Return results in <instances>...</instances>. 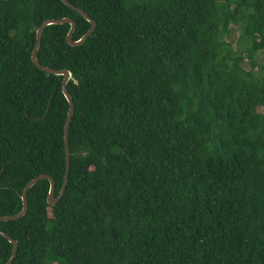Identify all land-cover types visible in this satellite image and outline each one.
<instances>
[{
	"label": "trees",
	"instance_id": "16d2710c",
	"mask_svg": "<svg viewBox=\"0 0 264 264\" xmlns=\"http://www.w3.org/2000/svg\"><path fill=\"white\" fill-rule=\"evenodd\" d=\"M64 191L0 222L11 264H264V0H65ZM59 0H0V217L64 174ZM236 28L234 46L227 41ZM246 62L248 70L243 68ZM11 244L0 237V264Z\"/></svg>",
	"mask_w": 264,
	"mask_h": 264
},
{
	"label": "water",
	"instance_id": "95a60500",
	"mask_svg": "<svg viewBox=\"0 0 264 264\" xmlns=\"http://www.w3.org/2000/svg\"><path fill=\"white\" fill-rule=\"evenodd\" d=\"M59 1L65 7L69 8L71 11L78 14L83 20H85L89 24V29L86 31V33L78 41L73 42L71 40V35L74 31V23L72 20L60 19V20L45 21L35 31V36H34L35 42H34L32 50L30 52V62L37 70H39L45 74H48V75L60 76L62 78L61 82H60V92H61L64 100L67 103L68 110H67V113L65 116V120H64V124H63V131H62V142H63V149H64V174H63V180H62L61 188L59 190L58 195L54 198L53 197L54 183H53L52 179L48 176H45V175L35 177L31 181H29L24 186V188L22 189V192L20 194V201H21L20 211L13 216L0 217V222H11V221L17 220V219L24 216V214L26 212V192L34 184H36L37 182H39L41 180H46L48 182V192H47V196H46V204L48 207H52L53 205H55L56 202L61 197L63 191H64V187H65V183H66V179H67L68 167H69V162H68L69 153H68V147H67V129H68L69 121H70V119L72 117V113H73L72 102H71L70 97L68 96V94L66 92V89H65L66 83L70 80V75L66 71H54V70H50L48 68L40 66L36 61V52H37V49H38L39 44H40L41 32L47 26H51V25L59 26V25L67 24L69 26V29H68L67 34L65 36V42L70 47H77V46H80L92 34V32L94 31L95 25L92 22V20H90L82 11H80L79 9L69 5L65 0H59ZM0 237L3 238L7 243L11 244V246H12L10 257L8 258L7 262L5 263V264H11L12 259L14 258L15 252H16V243L13 240H11L9 237H7L5 234H3L2 232H0Z\"/></svg>",
	"mask_w": 264,
	"mask_h": 264
},
{
	"label": "rangeland",
	"instance_id": "374dc122",
	"mask_svg": "<svg viewBox=\"0 0 264 264\" xmlns=\"http://www.w3.org/2000/svg\"><path fill=\"white\" fill-rule=\"evenodd\" d=\"M235 40H236V28L232 27L231 34L229 38L227 39V41H229L234 46ZM256 61L259 65H264V53H258L256 57ZM242 66L245 70H248V66L246 62ZM259 113L264 115V109H259Z\"/></svg>",
	"mask_w": 264,
	"mask_h": 264
}]
</instances>
